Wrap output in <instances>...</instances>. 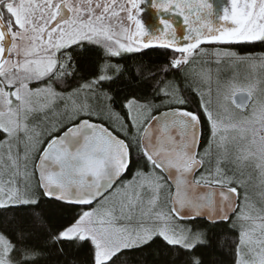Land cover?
Wrapping results in <instances>:
<instances>
[{"label":"snow or ice","instance_id":"1","mask_svg":"<svg viewBox=\"0 0 264 264\" xmlns=\"http://www.w3.org/2000/svg\"><path fill=\"white\" fill-rule=\"evenodd\" d=\"M143 2L0 0V150H7L0 151V208L38 207L41 197L81 206L69 220L48 230L46 243L61 245L63 251L65 242H90L92 264H117L123 250L140 248L156 238L182 249L184 264H202L196 249L208 243L206 233L175 221L206 217L216 223L229 221L235 214L233 227L237 221H252L251 227L239 225L235 264H264V216L254 218L246 210L247 192L237 205L238 188L244 185L225 167L229 162L237 167L251 162L264 176V98L256 96L264 94V80L241 83L233 79L225 84L223 117L214 115L201 95L211 131L203 153L198 150L199 112L176 108L153 115L156 105L133 96L124 103L129 125L107 103L112 97L103 89L105 82L114 79L111 70L120 72V65L111 58L124 53L170 49L171 59L161 69L167 73L190 65L194 56L209 55L201 45L264 42V0H229L230 7L222 6L218 16L210 0H152L157 12L183 18L187 42L183 45L177 43L172 17L159 18L162 28L146 27L141 19ZM86 45L101 48L105 59L91 79L68 91L67 79L78 71L74 57L86 54ZM210 54L217 63L251 59L227 49ZM251 62L254 68H264V55ZM210 78L202 76L205 81ZM162 79L156 80L158 94L168 103L185 104L178 87L167 80L161 86ZM229 101L241 111L239 117L229 112ZM43 123L48 124L46 129L41 128ZM230 132L235 133L231 138ZM229 142L235 149L231 161ZM213 145L218 150L215 164L205 167L211 164ZM133 148L147 160L150 170L137 169L131 180L124 181ZM201 168L205 170L196 178ZM8 169L11 176L5 180ZM17 177L23 180V188L17 186ZM166 186L170 207L160 204ZM120 194L117 202L106 206L113 195ZM37 222L44 223L38 215ZM257 229L260 239L253 236ZM29 236L30 231L22 227L15 241L0 232V264H37L42 253L27 245Z\"/></svg>","mask_w":264,"mask_h":264},{"label":"trees","instance_id":"2","mask_svg":"<svg viewBox=\"0 0 264 264\" xmlns=\"http://www.w3.org/2000/svg\"><path fill=\"white\" fill-rule=\"evenodd\" d=\"M86 47L89 49L86 54L74 57L78 71L74 77L67 79L69 85L67 90L78 86L82 80L91 79L96 73L97 65L105 59L101 48L95 45H86ZM201 47L208 52L211 50L210 48H227L239 55L264 53V42L259 41L231 45L205 44ZM171 56L172 51L170 49L153 47L142 49L140 52L124 53L120 57H113L111 61L120 65V72L117 74L115 69H112L110 74L114 76V79L105 82L103 89L108 91L112 97L108 101L112 108L120 113L124 121L130 125L128 112L124 107L125 99L134 96L141 102H159L165 98L158 94L156 80L163 78L161 86L164 80L172 81L178 87L177 94L187 102L183 105L173 103L167 109L182 108L201 114L203 132L200 149L204 151L209 143L210 127L207 119L203 116L201 97L196 91L197 89L194 90L196 84L191 81L190 78L192 77L188 75V70L194 67L195 63L201 61L196 62L195 59H192L191 64L181 70L171 69L164 73L161 69L168 64ZM151 73L156 75H151ZM57 88L59 89V86ZM157 114L158 112L154 115ZM2 138L0 135V139ZM142 168L147 169L148 162L142 155L138 156L136 149L133 148L131 150V164L124 177H130L137 169ZM80 207L41 197L38 207L10 205L0 208V232H5L15 241L16 232L19 228L29 230L30 236L26 240L27 245L39 248L42 253L37 264H92L90 242H83L82 244L65 242L62 245L63 251H60L61 245L53 247L46 243L48 230L55 229L69 220L79 211ZM37 215L44 222L43 225L37 222ZM230 220L216 223H208L202 220L204 223L203 231L206 233L205 238L208 241L207 244L198 246L196 249L202 264H235L238 230L230 224ZM118 256L117 264H184L186 259L182 249H174L159 238L140 248L125 249Z\"/></svg>","mask_w":264,"mask_h":264},{"label":"rangeland","instance_id":"3","mask_svg":"<svg viewBox=\"0 0 264 264\" xmlns=\"http://www.w3.org/2000/svg\"><path fill=\"white\" fill-rule=\"evenodd\" d=\"M121 16H124L122 13ZM113 23H117V21H113ZM123 24L125 26L128 25V22L126 19L123 20ZM119 31V28L116 29ZM209 55H197L194 56L192 59H195L194 61L198 62L195 63L194 67H191L188 70V75L192 78L191 81L196 84L195 89L198 90L199 95L203 96V100L208 103V107L213 111V114H219L220 116H225L223 109L220 107V105L223 103V93L225 91L224 85L227 84L230 80L235 79L238 82L241 83H247L248 81L259 79L264 80V68L262 67H253L252 66V59L259 60V58L264 55L262 54H250V55H239L241 57H251V59L246 60H240V61H229V60H221L220 63L216 62V57L212 56L210 53L214 50H217L219 48H210ZM221 50L227 49V48H220ZM228 50V49H227ZM11 58V57H9ZM202 76H210L211 78L207 81L205 79H202ZM219 89V91H218ZM59 90V89H58ZM71 91V90H68ZM257 97L264 98V94L261 92L256 93ZM101 104L105 103L104 101H100ZM109 103V102H107ZM152 103V102H151ZM152 104L157 106V110L153 112V115L156 112H162L166 110L169 106L173 105V103H168L165 101V99L159 101V102H153ZM228 108L229 112L234 117H239L241 115V111L233 106L231 102H228ZM251 103L248 107L250 110ZM127 111V109H126ZM128 112V111H127ZM55 119V118H53ZM107 127H109L113 132L117 133L119 136H121V133L116 131V129L108 123L107 120L102 121ZM228 120H225V123H228ZM131 124V121H130ZM42 129H46L48 127L47 123H43L40 125ZM210 127V126H209ZM142 131V129H141ZM46 134V133H45ZM229 137L231 138L232 135H235V133H228ZM211 136V131L209 135V140ZM229 149V161L232 160V156L235 152V149L233 147V144L231 142L227 145ZM21 152H23V147H21ZM6 152V149L0 150ZM15 151V149H14ZM217 149L215 145H213V153L212 156L209 158L211 161V164L206 163L205 167L214 166L215 159L217 155ZM203 153V150L201 151ZM38 156V154H37ZM225 167L229 170V175H235L238 180L243 182V187L238 188L239 192V198H238V205H240L242 202H244V193L247 192L248 200L245 204L246 210L254 217L257 218L259 216H264V176H261L260 171L254 167V164L251 162H245L241 164L239 167H237L235 164L229 162L225 165ZM144 172H148L150 170V166L148 165V168L140 169ZM204 168H202L201 172L196 174V178H199L201 173L204 172ZM0 171H3L0 169ZM137 171V170H136ZM135 171V172H136ZM11 169H8L7 172L4 173L3 179L7 180L11 176ZM134 172V173H135ZM134 173L130 177H122V180L129 181L132 179ZM34 183V182H33ZM17 186L23 188L24 182L21 178L17 177ZM232 186H236V184H233ZM145 194L148 195L147 191L145 190ZM107 195V194H106ZM122 197V194L120 195H113L108 204L106 206H111L112 203L117 202ZM160 204L164 207H170V203L168 202V187L166 186L160 196ZM96 205H92V207H95ZM240 211V207L237 208L236 212ZM236 217L235 214L233 215L232 219L230 220V224L235 221ZM202 220H176L175 223L181 226H191L193 230H203ZM257 223L261 222L259 220L256 221ZM243 223L246 227L252 226V221H237L236 228L238 230V243H239V232L240 227L239 225ZM254 239H260L261 238V232L259 229H257L253 233ZM246 251V250H245Z\"/></svg>","mask_w":264,"mask_h":264},{"label":"water","instance_id":"4","mask_svg":"<svg viewBox=\"0 0 264 264\" xmlns=\"http://www.w3.org/2000/svg\"><path fill=\"white\" fill-rule=\"evenodd\" d=\"M157 2H159V0H157ZM210 2L213 5L214 16H218V15L222 14V6L230 7L229 0H210ZM151 4H152V0H144L143 4L141 5V19L145 22L146 27H148L150 30L157 28V27L162 28V25H159V18L160 17H164V18L172 17V19L175 21V23L173 24V27L176 28L177 43H179L180 45L187 43L186 41L183 40V35L186 32V26L183 24V18L182 17H174V16H172L171 12H169V13L157 12V10L155 8L151 7ZM171 109H176V108H171ZM167 110H170V109H166L164 111H167ZM114 134H116V133H114ZM200 170L201 169H199L195 173V175ZM213 187H215V186H213ZM201 190L204 191L206 189H204L203 186H201ZM236 203L238 205V199H237ZM237 208H236V210H237ZM233 215L234 214H232V216ZM197 220H203V221L210 223L206 217H200V218H197Z\"/></svg>","mask_w":264,"mask_h":264},{"label":"flooded vegetation","instance_id":"5","mask_svg":"<svg viewBox=\"0 0 264 264\" xmlns=\"http://www.w3.org/2000/svg\"><path fill=\"white\" fill-rule=\"evenodd\" d=\"M248 107H249V106H248ZM202 132H203V129H202L201 125H200V139H199V149H198L200 152H201V149H200V147H201L200 142H201ZM148 165H149V164H148ZM201 170H202V168H201ZM201 170H200L198 173H200ZM198 173H197V174H198Z\"/></svg>","mask_w":264,"mask_h":264}]
</instances>
